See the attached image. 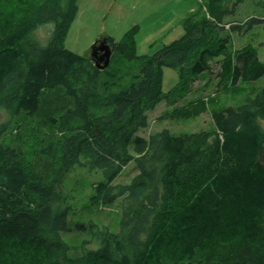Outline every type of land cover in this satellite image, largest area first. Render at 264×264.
Here are the masks:
<instances>
[{"label": "trees", "instance_id": "obj_1", "mask_svg": "<svg viewBox=\"0 0 264 264\" xmlns=\"http://www.w3.org/2000/svg\"><path fill=\"white\" fill-rule=\"evenodd\" d=\"M241 2L202 3L182 21L183 36L152 55H137L136 25L119 41L107 36L112 55L99 68L64 45L78 0H0V264H264V85L213 111L210 131L138 134L150 112L184 100L213 63L231 88L264 78L254 46L231 47L234 33L264 23H224ZM46 24L53 30L42 45L35 31ZM121 64L135 67L129 80ZM164 66L178 74L168 92ZM129 163L136 174L115 183ZM76 168L102 174L90 207L121 199L118 231L70 219L66 198L53 205ZM72 232L88 237L77 255L63 238Z\"/></svg>", "mask_w": 264, "mask_h": 264}, {"label": "rangeland", "instance_id": "obj_2", "mask_svg": "<svg viewBox=\"0 0 264 264\" xmlns=\"http://www.w3.org/2000/svg\"><path fill=\"white\" fill-rule=\"evenodd\" d=\"M206 1L208 0H78V12L64 45L66 49L76 54L90 56L95 42L106 36L119 41L136 25L138 26L135 34L137 55H152L164 45L180 39L184 34L182 21ZM232 4L233 1H230L229 8ZM248 18L264 19V0H242L235 15H227L224 23L233 21L243 23ZM52 30V24L41 25L35 31V36L42 45H45ZM248 44L254 46L259 58L264 60V23L254 25L250 31L242 35L233 34L232 48L238 49ZM119 70L127 80L136 71L132 64H121ZM162 70V90L168 92L177 84L178 74L171 67L164 66ZM219 72V63H213L211 72L198 77L192 86V92L184 100L174 107L160 103L148 114V127L138 134L148 137L162 129H168L174 135L210 131L213 129V111L242 104L264 85V78H260L255 82L240 83L235 88H231L220 81ZM199 102L205 103L206 106L196 114L186 117L177 115L176 111L189 108L190 105ZM6 118L5 111L0 109V122L5 121ZM25 151L30 153L28 144L25 145ZM135 174L133 163H129L123 168L115 183L127 184ZM101 179L100 171L88 172L76 168L63 176L58 184L53 205H61L66 198L72 206L70 219L92 220L99 226H107L111 231L116 232L122 214L121 199L109 207L100 209L90 207L88 202L93 192L92 184ZM63 238L75 255L79 254L81 243L88 239L85 234L75 232L66 234Z\"/></svg>", "mask_w": 264, "mask_h": 264}, {"label": "water", "instance_id": "obj_3", "mask_svg": "<svg viewBox=\"0 0 264 264\" xmlns=\"http://www.w3.org/2000/svg\"><path fill=\"white\" fill-rule=\"evenodd\" d=\"M112 51L105 38L95 42L92 46L90 57L93 59L95 65L99 68H105L110 62ZM80 264V263H70Z\"/></svg>", "mask_w": 264, "mask_h": 264}, {"label": "crops", "instance_id": "obj_4", "mask_svg": "<svg viewBox=\"0 0 264 264\" xmlns=\"http://www.w3.org/2000/svg\"><path fill=\"white\" fill-rule=\"evenodd\" d=\"M107 37V36H106Z\"/></svg>", "mask_w": 264, "mask_h": 264}]
</instances>
